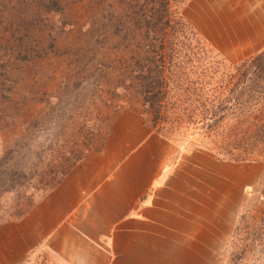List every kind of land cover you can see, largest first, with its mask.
<instances>
[{"label": "rangeland", "instance_id": "374dc122", "mask_svg": "<svg viewBox=\"0 0 264 264\" xmlns=\"http://www.w3.org/2000/svg\"><path fill=\"white\" fill-rule=\"evenodd\" d=\"M49 1L26 0L19 6V0H0L10 19L0 28L8 33L10 15L15 12L13 17L18 16L25 25L21 28L31 30L33 37L29 41L36 49L31 51L32 62L17 63L0 76L5 80L13 73L11 78L29 83V95L23 94L25 88L15 89V101L27 102L26 105L15 101L1 104L3 111L11 105L3 112L11 120L0 124V160L9 150H16L10 165L30 171L24 186L0 197V223L20 218L30 209L23 212L21 205L27 201L33 205L61 180L44 188L38 182L42 174L57 177L61 167H67L83 153L99 150L100 134L104 136L120 111L131 109L150 123L149 114L142 112L140 99L124 78L139 55L133 32L144 28L142 19L150 16L147 3L155 1L160 14L165 0H55L59 10L49 8ZM168 10L170 24L166 28L193 31L189 45L184 44V54L192 53L194 57L190 54L187 58L194 61L193 66L201 70L207 67L210 76L219 71L216 80L233 74L232 65L264 50V28H258L264 26V0H174L169 2ZM240 91L243 90L238 88L237 93ZM12 106L18 108L11 111ZM261 106L255 102L232 105L231 110L241 113L226 119L213 137L206 136L204 126L198 122L188 125L182 134L171 133L166 138L185 152L209 151L237 166L231 169V198L233 205L240 197L242 205L233 213L235 229L230 251L220 258L222 264H263L264 254H260L259 247L240 252L255 238H263L264 243L260 233L252 237L264 213V159H223L228 151L232 155L229 158L235 159H244L249 152L264 156V138L263 142L255 138L257 132L253 129L264 121ZM240 220L244 222L239 226L243 233L236 229ZM78 247L79 242L73 240L53 242L49 248L28 252L19 264H79L75 253Z\"/></svg>", "mask_w": 264, "mask_h": 264}, {"label": "crops", "instance_id": "0c3cea01", "mask_svg": "<svg viewBox=\"0 0 264 264\" xmlns=\"http://www.w3.org/2000/svg\"><path fill=\"white\" fill-rule=\"evenodd\" d=\"M232 167L176 148L122 110L99 150L20 218L0 223V264L72 240L79 264H222L242 205L240 197L232 205Z\"/></svg>", "mask_w": 264, "mask_h": 264}, {"label": "trees", "instance_id": "16d2710c", "mask_svg": "<svg viewBox=\"0 0 264 264\" xmlns=\"http://www.w3.org/2000/svg\"><path fill=\"white\" fill-rule=\"evenodd\" d=\"M27 1L34 3L36 0ZM52 1L50 0L48 3V5L50 4L49 8L56 6L55 0ZM171 1L174 0H165V4L161 6L160 14H158L160 10L155 8V1L147 3L150 16L148 18L145 16L142 19L145 23L144 28H138L136 32H133V38L138 40L139 55L128 72L125 73L127 77L124 80L128 81L134 95L140 99L142 112L149 114L150 125L158 134L166 138L171 133L182 134L188 125H195L199 122L207 132L205 135L213 137L226 119L241 113L231 110L232 105L241 107L247 103L255 102L263 105L261 108L264 107V50L243 60L241 64L232 65L234 73L227 74L225 80L222 76L216 80L215 75L219 71H216L214 76H210L207 67L201 70L197 65L193 66L192 62L194 61L187 58L190 54L194 57L192 53L184 54V44L189 45L190 39L194 36L193 31L180 29L178 32L176 28H166L170 24L168 9ZM25 2L26 0H19V6L24 5ZM55 10L59 9L55 8ZM14 14L15 12L10 15L12 21H10L8 33L0 28V76H3L4 69L9 67L12 69L13 66L15 68L17 63L32 62L31 51L36 50L32 48V42L29 41L33 37L30 36L31 30L26 29V27L21 28L25 25L18 19V16L13 17ZM7 18L4 8L0 4V24H5ZM26 24H30V22L27 21ZM175 33L179 37L177 41ZM38 55L40 56V53ZM176 59H178V63L175 62ZM9 77L5 80L0 78V124L2 122L8 124L11 120L3 113L6 109L10 110L11 105H8V108L4 107L3 111L1 104L15 101L17 97L15 89L25 88L23 94L29 95L26 91L29 83L27 84L20 78L19 81L11 78L14 77L13 73H10ZM21 82L22 84H20ZM214 88L219 89L214 91ZM227 88L229 90L225 94ZM238 88H241L246 94L244 95L243 91L237 93ZM213 91L214 93H211ZM255 93L260 94V96H254ZM15 103L21 104V106L27 104V102L18 103L16 101ZM17 108V106H12L11 111ZM16 112L20 117H23L21 112ZM262 113L264 110H260V114ZM254 128L257 132L254 137L261 138L260 141L263 142L264 121ZM107 133L108 131L104 132V136L100 134V145H102ZM208 137L205 138L209 139ZM86 151L88 152L89 149ZM211 151L213 150L211 149ZM15 152L16 150H9L0 160V197L13 191V189L24 186L27 172H30L23 166L13 167L10 165L9 161L14 158ZM249 153L250 156L247 155L248 157L246 156L244 159H235L234 157L229 158L232 155L228 151L224 153L223 159L229 161H260L264 159V156ZM216 154L221 155L220 152H216ZM85 155L86 153H83L80 158L75 159L67 167H61L57 177L42 174L38 180L39 184L43 185L44 188L55 185ZM32 203V201H27L24 206H20L21 210L23 212L28 210ZM243 224L242 220L238 221V225H236V229H239L238 232L243 233V228L239 227ZM259 224L253 230L252 237L255 233L256 237L259 233L260 237H264V213ZM262 242L263 238L258 240L255 238L240 253L244 254L246 250L248 251L255 246V250H258V247L261 249L260 254L263 256L264 243ZM261 261L264 264V259Z\"/></svg>", "mask_w": 264, "mask_h": 264}]
</instances>
